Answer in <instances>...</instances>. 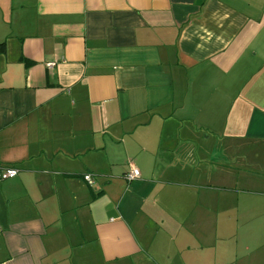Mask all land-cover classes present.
I'll list each match as a JSON object with an SVG mask.
<instances>
[{"label":"crops","instance_id":"obj_1","mask_svg":"<svg viewBox=\"0 0 264 264\" xmlns=\"http://www.w3.org/2000/svg\"><path fill=\"white\" fill-rule=\"evenodd\" d=\"M5 167L0 264H264V0H0Z\"/></svg>","mask_w":264,"mask_h":264},{"label":"rangeland","instance_id":"obj_2","mask_svg":"<svg viewBox=\"0 0 264 264\" xmlns=\"http://www.w3.org/2000/svg\"><path fill=\"white\" fill-rule=\"evenodd\" d=\"M220 214H221L222 218L227 219L230 212L226 211V212H222ZM68 216L70 217L69 218L70 223L68 222V226H70V227H67V221L68 220H66V219H62L60 224L62 223V228H63L64 234L67 237H69V240H70V238L73 239L72 241L68 240V243L66 244V249L67 248L73 249L72 254H70V258H71L70 264H98V263H100V259L98 257V254L94 251L92 252V255L86 259L85 262L79 263L76 261L82 256V253H83L80 250H77V248L80 246V245H78L79 244L78 242H81V240L83 239L80 237L79 227L82 228L83 223H87L88 221H86L85 219H82L80 217L79 213H76V215L69 214ZM74 216L77 218L75 221L72 220V218H71ZM224 219H222V220H224ZM65 224H66V227H65ZM184 230L189 233V238H190L191 243H196L193 239H191V238L195 237L194 234H192L193 229H184ZM243 230H244L243 227H240V228L238 227V229L237 228L235 229L234 227L229 228V226L226 224H221V228H219V231H221L220 235H221L222 239H225V238L228 239V237H231V236L233 237V235H235L237 237L236 240H238V241L245 239ZM227 239L225 241H222V246L225 248L229 247ZM82 243H83V241H82ZM83 244H84V246H87L89 243H83ZM179 248H180L181 252L186 254L187 252L189 253V252H192L193 250H196L197 246L192 244L188 247V249H187V246H186V248L185 247L184 248L179 247ZM57 263L58 264H67L68 261H67V259H63V260L60 259V260H57Z\"/></svg>","mask_w":264,"mask_h":264},{"label":"built area","instance_id":"obj_3","mask_svg":"<svg viewBox=\"0 0 264 264\" xmlns=\"http://www.w3.org/2000/svg\"><path fill=\"white\" fill-rule=\"evenodd\" d=\"M48 65H52V63H49ZM18 173V169L15 167H5L0 171V180H5L8 178H12L16 176ZM139 171L137 168L132 167L126 174L125 179L127 181L134 180L139 177ZM84 181L88 185H92L94 183V178L90 174L84 175Z\"/></svg>","mask_w":264,"mask_h":264}]
</instances>
